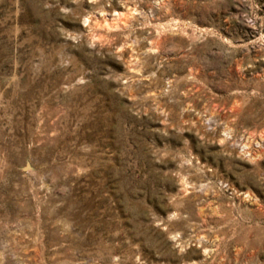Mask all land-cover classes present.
<instances>
[{
  "label": "rangeland",
  "instance_id": "rangeland-1",
  "mask_svg": "<svg viewBox=\"0 0 264 264\" xmlns=\"http://www.w3.org/2000/svg\"><path fill=\"white\" fill-rule=\"evenodd\" d=\"M0 264H264V0H0Z\"/></svg>",
  "mask_w": 264,
  "mask_h": 264
},
{
  "label": "bare ground",
  "instance_id": "bare-ground-1",
  "mask_svg": "<svg viewBox=\"0 0 264 264\" xmlns=\"http://www.w3.org/2000/svg\"><path fill=\"white\" fill-rule=\"evenodd\" d=\"M103 20L106 21L107 19L104 17Z\"/></svg>",
  "mask_w": 264,
  "mask_h": 264
}]
</instances>
